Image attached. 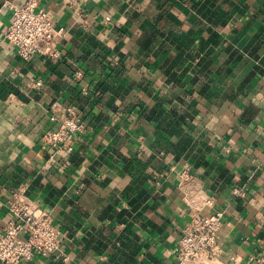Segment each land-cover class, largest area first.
<instances>
[{
	"label": "crops",
	"instance_id": "0c3cea01",
	"mask_svg": "<svg viewBox=\"0 0 264 264\" xmlns=\"http://www.w3.org/2000/svg\"><path fill=\"white\" fill-rule=\"evenodd\" d=\"M37 1L57 58L15 53L24 0H0V232L20 189L61 235L19 264H177L206 199L218 252L192 264H264V0ZM53 104L86 124L60 155Z\"/></svg>",
	"mask_w": 264,
	"mask_h": 264
},
{
	"label": "built area",
	"instance_id": "2783aa9c",
	"mask_svg": "<svg viewBox=\"0 0 264 264\" xmlns=\"http://www.w3.org/2000/svg\"><path fill=\"white\" fill-rule=\"evenodd\" d=\"M12 17L3 33V39L24 60L34 56L57 58L56 40L63 34L56 28L48 13L37 0H24L11 5ZM109 20V17L104 19ZM36 86L41 82L36 81ZM50 119L55 127L42 135L43 142L53 155L69 151L76 135L85 131V121L74 106L53 104ZM209 199L190 214L182 226L176 245L177 264L209 261L217 256V234L221 213L211 211ZM9 220L0 232V262L25 263L34 257H50L60 245L61 231L53 224L50 214L35 200L18 189L12 192L8 203Z\"/></svg>",
	"mask_w": 264,
	"mask_h": 264
}]
</instances>
